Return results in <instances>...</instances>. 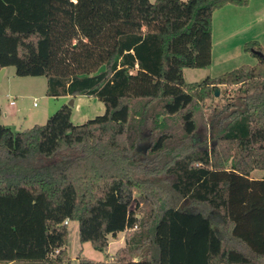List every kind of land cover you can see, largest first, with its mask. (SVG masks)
Segmentation results:
<instances>
[{
    "label": "trees",
    "instance_id": "obj_1",
    "mask_svg": "<svg viewBox=\"0 0 264 264\" xmlns=\"http://www.w3.org/2000/svg\"><path fill=\"white\" fill-rule=\"evenodd\" d=\"M227 5L249 0H0V71L106 108L81 126L68 105L42 126L0 125V264H70L66 221L101 253L127 232L113 261L79 264H264V49L184 80L211 66ZM219 87L235 89L206 107Z\"/></svg>",
    "mask_w": 264,
    "mask_h": 264
},
{
    "label": "rangeland",
    "instance_id": "obj_2",
    "mask_svg": "<svg viewBox=\"0 0 264 264\" xmlns=\"http://www.w3.org/2000/svg\"><path fill=\"white\" fill-rule=\"evenodd\" d=\"M155 3L156 0H150ZM186 2L187 0H182ZM261 0H251L249 9H245L247 15L245 22L239 26L237 21L240 16L227 11H222L224 19L215 22L216 38H214L215 56L213 64L206 69H185L184 80L187 84L201 83L208 77L216 78L227 72L234 71L242 66H254L257 59L243 51V45L249 41H257L264 48V6ZM232 10H240L230 7ZM231 22L230 29L223 26ZM229 38L228 45L219 43V40ZM235 88L219 87V97L217 100H209L205 106L208 107L216 102L224 104L226 98ZM48 83L44 77H18L14 68H9L7 74L0 82V106L2 116L0 125L11 128L15 132L25 131L36 125H45L48 120H44V112L51 107L49 118L57 113L64 105H68L70 100L50 98L47 95ZM77 106L72 108V122L74 125H84L96 117L103 116L106 112L104 104L95 97L81 96ZM10 101L15 102V106H10ZM58 106L57 109L55 107ZM43 117V118H42ZM196 144V142H194ZM255 177H264V173L256 171ZM136 205L129 208V213L136 211ZM129 217H132L130 216ZM68 255L70 264H79V258H86L94 262H111L119 249L124 245V236L120 234L118 241L110 236V246L107 252L101 253L92 247L90 243H82L79 235V224L69 223ZM131 231H128V233ZM33 264V263H18Z\"/></svg>",
    "mask_w": 264,
    "mask_h": 264
},
{
    "label": "crops",
    "instance_id": "obj_3",
    "mask_svg": "<svg viewBox=\"0 0 264 264\" xmlns=\"http://www.w3.org/2000/svg\"><path fill=\"white\" fill-rule=\"evenodd\" d=\"M262 1V3H261V5H263L264 6V0H261ZM250 5H251V0H249V5L247 6V7H245V8H239V7H236V6H232V5H227V6H225L224 8H222V9H220V10H218V11H216L214 14H213V37H212V41H213V50H212V64H213V60H214V56H215V46H217V43H216V45H215V43H214V38H216V30H215V22H217V19L220 21H222L223 20V22L224 23H226V20L224 19V14H220V13H222V11H227V12H231V13H233V14H235V16H240V18H238V21H237V23H238V25L239 26H241L244 22H245V16L247 15V13L248 12H246V10L245 9H249V7H250ZM230 7H236V8H238V9H240V10H232V8H230ZM230 24H231V22L230 21H228V25L226 26V25H224L223 27L226 29L227 28V30L228 29H230ZM228 39L229 38H225V37H223V39H221V40H219V43H221V44H224L225 43V45H228V43H227V41H228ZM249 42H252V41H249ZM257 42V41H256ZM246 43H248V42H246ZM245 43V44H246ZM245 44L243 45V51H244V46H245ZM264 49V48H263ZM245 52V51H244ZM257 63H258V60H257ZM256 63V64H257ZM7 72H8V69H5V73H4V75H3V77H2V79L4 78V76L7 74ZM56 99H63V100H65V101H68V100H70L71 98L70 97H61V98H56ZM80 98L79 97H76L75 98V106L74 107H76L77 106V102H78V100H79ZM12 101H10V103H11ZM16 105V104H15ZM15 105H13V106H15ZM10 106L12 107V105L10 104ZM58 108V106H56L55 107V109H57ZM49 111L51 112V107L50 108H47L46 109V112H44V120H48L49 119ZM72 114H73V112H72ZM43 118V117H42ZM256 173V171L255 172H253L252 173V177L253 178H255V179H262V178H264V177H259V178H257V177H255L254 176V174ZM69 225V224H68ZM131 232L133 231V230H130ZM126 233L127 232H125V233H122L121 235H123L124 236V242H125V236H126ZM120 236V234L117 236V238L116 239H114V240H116V241H118L119 240V237ZM125 246V245H124ZM123 246V247H124ZM122 247V248H123Z\"/></svg>",
    "mask_w": 264,
    "mask_h": 264
},
{
    "label": "water",
    "instance_id": "obj_4",
    "mask_svg": "<svg viewBox=\"0 0 264 264\" xmlns=\"http://www.w3.org/2000/svg\"><path fill=\"white\" fill-rule=\"evenodd\" d=\"M260 56H262V54L261 53H258ZM4 73H5V69H2L1 71H0V82H1V80H2V77H3V75H4ZM215 97H219V90H215ZM75 98H71L70 99V102L68 103V106L70 107V108H74V106H75Z\"/></svg>",
    "mask_w": 264,
    "mask_h": 264
},
{
    "label": "built area",
    "instance_id": "obj_5",
    "mask_svg": "<svg viewBox=\"0 0 264 264\" xmlns=\"http://www.w3.org/2000/svg\"><path fill=\"white\" fill-rule=\"evenodd\" d=\"M10 104L13 106V105H15V102H11ZM68 224H69L68 221H66L65 225H68Z\"/></svg>",
    "mask_w": 264,
    "mask_h": 264
}]
</instances>
